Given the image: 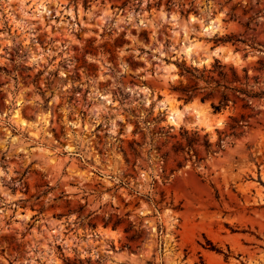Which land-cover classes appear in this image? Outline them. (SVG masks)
<instances>
[{
    "label": "rangeland",
    "instance_id": "obj_1",
    "mask_svg": "<svg viewBox=\"0 0 264 264\" xmlns=\"http://www.w3.org/2000/svg\"><path fill=\"white\" fill-rule=\"evenodd\" d=\"M0 264H264V0H0Z\"/></svg>",
    "mask_w": 264,
    "mask_h": 264
},
{
    "label": "trees",
    "instance_id": "obj_2",
    "mask_svg": "<svg viewBox=\"0 0 264 264\" xmlns=\"http://www.w3.org/2000/svg\"><path fill=\"white\" fill-rule=\"evenodd\" d=\"M236 92H241L236 89H234ZM193 98V96H190L188 99ZM207 98L204 97L203 100H206ZM228 106V98L226 95H222V100L219 102L218 105L213 104V109L216 113L222 112L223 109H225ZM231 120L234 122V125L231 126L232 129L241 128L243 125L240 121L237 120L235 117H231Z\"/></svg>",
    "mask_w": 264,
    "mask_h": 264
},
{
    "label": "bare ground",
    "instance_id": "obj_3",
    "mask_svg": "<svg viewBox=\"0 0 264 264\" xmlns=\"http://www.w3.org/2000/svg\"><path fill=\"white\" fill-rule=\"evenodd\" d=\"M212 28V27H211ZM191 49L188 50V53H190ZM190 106V105H187ZM192 107H188L187 110H190ZM185 114L182 111H173L170 113V121L173 126H178L179 123L183 120Z\"/></svg>",
    "mask_w": 264,
    "mask_h": 264
}]
</instances>
